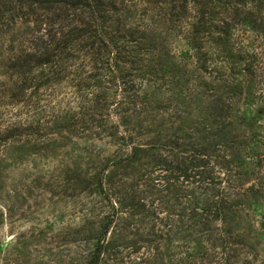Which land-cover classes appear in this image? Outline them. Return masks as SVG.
Returning a JSON list of instances; mask_svg holds the SVG:
<instances>
[{
    "label": "rangeland",
    "instance_id": "374dc122",
    "mask_svg": "<svg viewBox=\"0 0 264 264\" xmlns=\"http://www.w3.org/2000/svg\"><path fill=\"white\" fill-rule=\"evenodd\" d=\"M105 3L137 63L86 31L18 69L55 14L0 0V264H264V192L204 210L205 170L264 176V0Z\"/></svg>",
    "mask_w": 264,
    "mask_h": 264
},
{
    "label": "trees",
    "instance_id": "16d2710c",
    "mask_svg": "<svg viewBox=\"0 0 264 264\" xmlns=\"http://www.w3.org/2000/svg\"><path fill=\"white\" fill-rule=\"evenodd\" d=\"M32 3H37L42 8L46 10L53 11L55 18H50L44 28V33L34 36L30 41L31 51L25 52V57L12 58L13 68H25L29 67L32 62H36L38 65H50L52 63V57L58 53L67 49L71 45L78 43L80 34L86 31L94 32L98 36L97 41L101 42L105 47H112V57L107 59L108 64L113 63L117 65L118 62H126L128 56H131V62L137 63L140 58L135 55L132 50H128V46L120 47L113 43L114 41L110 39L104 29V22L106 18V3L105 0H29ZM115 2V0H114ZM111 5H113V0H110ZM109 3V4H110ZM115 4V3H114ZM58 11H61L60 13ZM69 11H72L73 17L69 21ZM197 14L202 15L197 9ZM69 21V22H68ZM74 22V24L70 23ZM79 23V29L77 27ZM91 27H93L91 29ZM79 31V33H77ZM134 31V30H133ZM22 43L24 41H21ZM129 42H134L141 45V42L136 38L129 39ZM192 44V41L190 40ZM95 44V41L91 42V45ZM129 45V44H128ZM193 45V44H192ZM21 46V45H20ZM196 47L197 45H193ZM137 54V53H136ZM122 57V58H121ZM18 59V60H16ZM264 65V64H263ZM252 66H256L254 63L251 64L248 70H252ZM260 72L261 69L259 68ZM264 80V73H263ZM121 84L123 88L128 87V82L122 79ZM264 99V94L260 96L259 99ZM262 100V99H261ZM264 112V107L261 109ZM263 135H260L262 137ZM254 140V139H253ZM262 144H264V139H258ZM255 152V151H254ZM252 157H257V162L264 163V153H254ZM244 161L240 162V165H244ZM213 168H211L212 170ZM205 181L207 183L206 190L209 191L213 197L212 204L207 203L205 211L210 210L211 207L214 208V214L216 216L222 217L226 220V211L231 212L232 209L240 207L242 200L240 201L238 197H242L244 193H249L251 191L264 192V176L259 179L255 184L250 187H243L242 183L235 179V174L230 167H220L217 169V177H214L209 170H205ZM240 185H238V183ZM264 220V217H263ZM107 231V230H106ZM229 246V242L227 241ZM227 246V247H228ZM103 252V247L101 244L97 246L96 252L93 254L88 264H100L101 254ZM226 254V253H224ZM226 259V257H224Z\"/></svg>",
    "mask_w": 264,
    "mask_h": 264
}]
</instances>
